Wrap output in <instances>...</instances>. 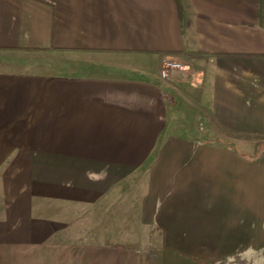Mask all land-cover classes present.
<instances>
[{
	"label": "crops",
	"instance_id": "1",
	"mask_svg": "<svg viewBox=\"0 0 264 264\" xmlns=\"http://www.w3.org/2000/svg\"><path fill=\"white\" fill-rule=\"evenodd\" d=\"M253 138L264 0H0V264H264Z\"/></svg>",
	"mask_w": 264,
	"mask_h": 264
},
{
	"label": "built area",
	"instance_id": "2",
	"mask_svg": "<svg viewBox=\"0 0 264 264\" xmlns=\"http://www.w3.org/2000/svg\"><path fill=\"white\" fill-rule=\"evenodd\" d=\"M189 68L188 65L176 61L175 59L165 57L161 60L159 74L161 79L169 78L173 73L186 74Z\"/></svg>",
	"mask_w": 264,
	"mask_h": 264
},
{
	"label": "rangeland",
	"instance_id": "3",
	"mask_svg": "<svg viewBox=\"0 0 264 264\" xmlns=\"http://www.w3.org/2000/svg\"><path fill=\"white\" fill-rule=\"evenodd\" d=\"M240 138H241L242 140H247V141H248L249 139H252V138H249V137H240ZM252 142H253L254 145H255V149H259L260 146H261V148L264 146V144H263L264 141H259V139H254V138H253ZM238 145H239V146H237V147L240 148V149H244V150H245V149H246V150H247V149H250V150H249V151H250L249 153H252V154L255 153V152H252V151H253L252 148H245V147H244V146H245L244 144H240V143H239ZM244 150H243V151H244ZM243 151H241L240 154H248V152H243ZM108 224H109V223H108ZM112 224H113V225L118 224V219L114 220V221L112 222ZM116 226H118V225H116Z\"/></svg>",
	"mask_w": 264,
	"mask_h": 264
}]
</instances>
